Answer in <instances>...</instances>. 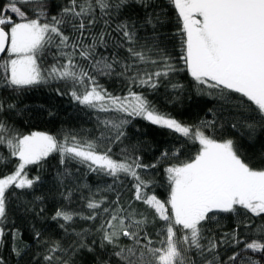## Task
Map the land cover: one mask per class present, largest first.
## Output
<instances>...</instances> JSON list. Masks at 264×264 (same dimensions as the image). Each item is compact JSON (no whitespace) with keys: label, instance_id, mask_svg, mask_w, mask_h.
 <instances>
[{"label":"snow or ice","instance_id":"snow-or-ice-1","mask_svg":"<svg viewBox=\"0 0 264 264\" xmlns=\"http://www.w3.org/2000/svg\"><path fill=\"white\" fill-rule=\"evenodd\" d=\"M166 6L176 13L172 33L164 31ZM136 7L142 16L130 14ZM170 46L178 49L176 56ZM181 71L198 91L214 95L219 108L207 110L211 119L189 123L149 99L146 92L156 93L165 81L182 90L171 82ZM101 78L118 81L124 94L110 92ZM53 83L68 89L56 87L57 95L122 115L97 117L103 129L97 139L72 130L15 127L16 96ZM242 107L255 115L230 127L238 134L243 128L252 141L264 133V0H7L0 5V248L10 237L13 255H30L10 207L15 202L25 216L43 213L36 202L43 205L44 196L23 197L44 182L40 173L58 154L63 171L56 182L65 189L60 195L67 206L57 207L50 219L60 222L64 237L46 238L33 225L37 251L30 264H81L85 254L93 264H264V224L254 227L252 219L264 218V154H245L221 122L226 109ZM136 118L167 130L175 141L160 147L151 163L144 162L141 141L125 144L132 139L130 126L146 134ZM189 144L198 149L181 160ZM73 161L112 178L95 191L83 186L89 195L81 197V210L71 208L73 190L65 186L79 173L68 167ZM33 167L38 174L29 175ZM161 170L167 178L163 199L153 175ZM120 188L131 191L130 199L122 202ZM229 215L236 222L225 230ZM77 221L91 226L78 232ZM0 264H6L2 255Z\"/></svg>","mask_w":264,"mask_h":264},{"label":"trees","instance_id":"trees-1","mask_svg":"<svg viewBox=\"0 0 264 264\" xmlns=\"http://www.w3.org/2000/svg\"><path fill=\"white\" fill-rule=\"evenodd\" d=\"M6 2L7 0H0V5H3ZM157 2L166 4V0H157ZM165 10L167 11L169 22L164 28V31L168 33L175 32V10L167 6ZM53 11H55L54 8ZM157 11H160V9L158 8ZM8 14L14 16V14ZM130 14H139L142 16L143 11L139 7H136L135 9L130 10ZM14 19L18 18L14 16ZM169 51L171 55L176 56L178 49L170 46ZM177 65L182 66L178 61ZM100 82L115 95L124 94L118 86V81L101 78ZM171 82L182 84L184 87L182 90H174L171 85L165 81L164 86H161L156 93L150 91L146 92L149 99L153 100L162 111L170 112L178 119L186 122L195 123L199 119L212 118L211 114L207 113L209 108H213L214 110L219 108V104L214 98V95L208 96L197 90L195 82L187 71H181L176 74ZM56 87H60L61 91L65 93L68 91L63 85L53 83L51 85L41 86L18 94L15 98L18 108L17 112L11 114V123L24 132L47 131L49 133H62L65 130H72L84 139H97L100 136L101 131H103L98 124L97 117H99L100 120H103L105 118H117L122 115L119 113H98L94 110L88 109L74 101L70 95H57L54 91ZM245 105H247L246 100ZM237 112H240L241 114L236 115ZM217 114L219 115V113ZM250 115H255L254 109L250 107H242L239 110L228 108L225 110L224 116L221 117V122L225 125L223 130L224 133L237 139L245 154L258 159L264 154V133L257 132L255 139L249 141L243 128H240L238 134L236 130H233L230 127L231 123L236 122L237 120L243 121L245 117ZM133 123L146 134L143 136L138 135L135 129L130 126L129 132L132 139L131 141H125V144L141 141L140 148L142 149L145 163L153 162L155 156L158 155V149L160 147L175 143L165 129L150 126L147 122L142 121L139 118L134 119ZM197 149L198 145H186L180 159H187L188 156L194 154ZM113 152L118 155L120 148L114 146ZM68 167L74 173L76 172V169H79V173L75 175L73 179L65 181V186L68 189L73 190V198L71 202L72 209H83L84 205L81 197L89 195L88 189L83 187L85 184H87L92 191H95L97 188H105L108 184L112 183V178L97 176L94 173H90L84 165L75 161L71 162ZM58 170L63 171L59 165L58 154H54L46 162L43 172L40 173L44 182L34 191L33 194L25 195L23 197V199L26 200H33L34 196L45 197L43 205L36 202L37 212L40 207L44 208V211L40 216L31 214L27 216L23 215L17 210L18 205L15 204V202H13V205L10 207V220L16 227L20 228L23 233L24 244L28 245V248L31 249V253L37 251V247L32 243L33 225L35 226V230L44 233L46 238L51 237L53 239H60L64 237L63 231L58 227V223L60 222L50 219L57 207L67 206V202L60 195L65 189L56 182V173ZM36 174H38L37 169L35 167L31 168L29 175ZM153 175L157 182L162 185V187H157L155 192L163 199L167 194V178L162 170L159 173H153ZM128 183V181H125V184ZM119 190L122 193V202L130 199V190H124L123 188H120ZM108 197L109 199H112L113 194L108 193ZM137 207L143 210L142 205H137ZM240 219H244V217H241ZM252 219L254 227L264 224V218ZM235 222L236 219L229 215L223 220V223L226 226L225 230L232 228ZM90 226V223L84 221H77L73 225L78 232L81 229L89 228ZM149 231L152 232L153 229L149 228ZM125 243H127V241H125ZM12 246L9 237L4 246L0 248V255L5 258L6 264H30L31 253L23 259L17 258L11 253ZM32 264H34V261ZM81 264H93V258L89 254H85Z\"/></svg>","mask_w":264,"mask_h":264}]
</instances>
